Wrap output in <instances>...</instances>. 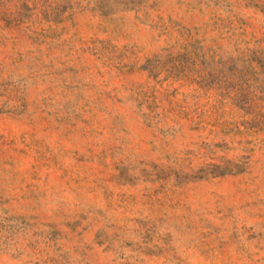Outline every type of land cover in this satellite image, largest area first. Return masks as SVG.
Masks as SVG:
<instances>
[{"label": "rangeland", "instance_id": "obj_1", "mask_svg": "<svg viewBox=\"0 0 264 264\" xmlns=\"http://www.w3.org/2000/svg\"><path fill=\"white\" fill-rule=\"evenodd\" d=\"M0 264H264V0H0Z\"/></svg>", "mask_w": 264, "mask_h": 264}]
</instances>
